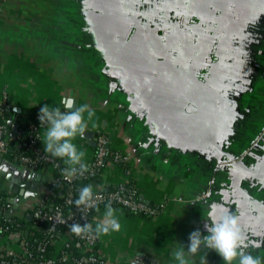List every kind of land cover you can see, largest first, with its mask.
Masks as SVG:
<instances>
[{"label": "crops", "instance_id": "0c3cea01", "mask_svg": "<svg viewBox=\"0 0 264 264\" xmlns=\"http://www.w3.org/2000/svg\"><path fill=\"white\" fill-rule=\"evenodd\" d=\"M232 1L224 38L229 52L218 47L211 73L197 79L192 71L202 60L119 35L123 0H0V95L8 98V132V123L17 130L27 118L39 120L45 105L70 111L62 103L69 97L73 110L87 104L96 126L89 123L73 141L86 153L84 163L94 135L103 132L128 168L125 174L103 163L89 183L93 190L130 180L138 200L161 205L153 215L112 206L121 231L97 238L94 248L108 264H176L172 253L178 245L187 251L191 232L208 235L213 205L217 215L220 208L235 215L250 241L264 242V0ZM189 28L198 31L186 26L184 41ZM35 170V189L18 195L12 189L27 180L26 167L7 149L0 153V195L15 217L25 218L52 190L51 171ZM105 210L92 212L93 227ZM0 246L17 249L10 234L0 237ZM247 251L264 257V245ZM189 260L225 264L204 246Z\"/></svg>", "mask_w": 264, "mask_h": 264}, {"label": "built area", "instance_id": "2783aa9c", "mask_svg": "<svg viewBox=\"0 0 264 264\" xmlns=\"http://www.w3.org/2000/svg\"><path fill=\"white\" fill-rule=\"evenodd\" d=\"M6 94L0 95V106L4 103ZM39 124L30 123L27 126L26 151L14 155V160L21 166L31 169L47 167L51 172L54 170L57 176H51V191L36 201L31 211V218L36 222L45 223L43 238L36 241L35 247L30 248L26 240L20 235L24 224L16 222L18 217L11 214V204L7 196L0 195V222L7 223L5 228L14 227L10 235L16 240L17 250H8L0 246V264H108L104 258L99 256L94 247L97 238H80L70 231V225L79 223L84 226L90 223L89 215L93 210L105 206L111 202L130 213L142 215H153L161 205H148L136 199L133 185H127L121 181L110 190H94L100 197L95 206L86 212L77 208L74 201L78 199V190L74 187L76 179L92 178L100 170L103 163H112L121 168L126 166V156L119 151L111 149L108 138L103 132H97L93 138V151L87 163L89 171L84 176L65 179L61 174L58 162L51 155L45 154L39 144ZM5 131L0 123V153L6 151ZM126 169L123 171L127 173ZM61 190L58 194L59 200L52 199V192ZM180 200V198H177ZM83 207V206H81ZM1 228V227H0ZM70 241H76L81 246L77 253L70 250ZM51 247V250H47Z\"/></svg>", "mask_w": 264, "mask_h": 264}, {"label": "clouds", "instance_id": "9594fccd", "mask_svg": "<svg viewBox=\"0 0 264 264\" xmlns=\"http://www.w3.org/2000/svg\"><path fill=\"white\" fill-rule=\"evenodd\" d=\"M65 107L73 109V103L68 101ZM95 116V112L87 104H81L70 111H61L59 107L48 105L40 108L38 119L45 131L43 138L38 135V139L44 146L45 154L63 161L66 167L62 169L61 174L65 179L82 177L89 171L88 165L84 163L86 153L78 149L73 141L77 136L84 137L89 123H92L93 127L96 126ZM98 199L100 197L89 184L78 190V199L74 203L78 209L86 212L95 206ZM217 207L213 205L209 213L211 225H204L208 235L202 236L199 230L191 232L187 251L184 246L177 244L178 247L172 253L176 264H190L189 258L195 257L202 246L215 250L225 264H264V257L252 255L247 251L249 247H262L264 242L250 241L242 231L238 218L226 208H220L221 214L217 215ZM105 209L104 219L95 227L91 223L84 226L73 223L69 226L71 233L80 238H99L120 232L122 225L111 202L105 205Z\"/></svg>", "mask_w": 264, "mask_h": 264}, {"label": "flooded vegetation", "instance_id": "af4514ba", "mask_svg": "<svg viewBox=\"0 0 264 264\" xmlns=\"http://www.w3.org/2000/svg\"><path fill=\"white\" fill-rule=\"evenodd\" d=\"M204 1L210 7L201 0H123L118 20L114 22L117 20L121 28L123 26L119 32L121 37L158 41L157 45L163 43V47H167V54L186 55L198 60L195 61L197 64L202 60V67L195 66L192 74L197 79H203L204 73L211 69L218 47L222 49L221 52H229L230 44H225L224 38L228 41L226 33L235 14L232 0ZM129 25L130 31L127 32ZM189 25L201 27L194 32L189 28L187 31L190 38L184 41L187 32L181 30ZM155 36L158 38L154 39Z\"/></svg>", "mask_w": 264, "mask_h": 264}, {"label": "trees", "instance_id": "16d2710c", "mask_svg": "<svg viewBox=\"0 0 264 264\" xmlns=\"http://www.w3.org/2000/svg\"><path fill=\"white\" fill-rule=\"evenodd\" d=\"M7 100H8V98L6 96L4 103L0 106V123H2L3 130L5 131L4 137L6 139V149L11 154L15 155L18 152H25L26 151L25 145H26V140H27L26 134H27L28 124H30V123L40 124V122H39V120L32 121V119L27 118L24 121V123L20 126V128L15 131L14 135L10 136L7 128L5 127V123H4V118L6 116V109H7ZM53 159L58 162L59 169L62 170L66 167L62 160L57 159V158H53ZM121 169H122V171H124L126 169V166H121ZM98 173H99V170L97 173L94 174V176L92 178H86V179H79L78 178V179H76L74 182V187L75 188H82V187L88 185L91 181H93V179H95V177ZM57 175H58V173L56 171L53 170L51 172V176L54 177ZM124 183L127 185H132L130 180H125ZM113 186L114 185H111L110 187H108L105 190H110ZM60 191L61 190H57V191L52 192V199L53 200H59V198L57 196H58ZM136 199H137V197H136ZM103 207H105V206H103ZM103 207H100L98 209H101ZM98 209H96V210H98ZM93 211H95V210H93ZM92 212L89 215V219H90ZM16 222L24 224V228L22 229V232L20 233V235L26 240V242L28 243L30 248H34L36 241H40L43 238L44 230H45V223L36 222L34 219L26 220L22 216L18 217ZM6 225H7V223L0 222V227H1L0 228V237L6 236V235L14 232L15 228L13 226L9 227V228L8 227L5 228ZM47 250H51V247H48ZM70 250H74L77 253L79 250H81V246L79 244H77L76 241H70Z\"/></svg>", "mask_w": 264, "mask_h": 264}, {"label": "water", "instance_id": "95a60500", "mask_svg": "<svg viewBox=\"0 0 264 264\" xmlns=\"http://www.w3.org/2000/svg\"><path fill=\"white\" fill-rule=\"evenodd\" d=\"M65 103L68 101H71L73 103V107H74V100L73 98H65L63 100ZM68 110H73V109H68ZM10 125V132L9 135L13 136L15 131H16V127L17 124L16 123H8ZM39 173L35 170V169H31V168H26V177L27 180L19 185H14L13 187V192L17 193L18 195H23V197H26V193L27 191H32L35 189L36 183L38 181L39 178ZM42 195H40L39 198H41ZM31 218V214H28L27 216H25L26 220H30Z\"/></svg>", "mask_w": 264, "mask_h": 264}, {"label": "rangeland", "instance_id": "374dc122", "mask_svg": "<svg viewBox=\"0 0 264 264\" xmlns=\"http://www.w3.org/2000/svg\"><path fill=\"white\" fill-rule=\"evenodd\" d=\"M15 250H17V249H15Z\"/></svg>", "mask_w": 264, "mask_h": 264}]
</instances>
